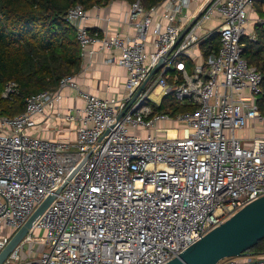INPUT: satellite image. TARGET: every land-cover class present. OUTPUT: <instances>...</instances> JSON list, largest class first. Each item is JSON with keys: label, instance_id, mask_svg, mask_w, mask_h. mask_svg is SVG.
I'll use <instances>...</instances> for the list:
<instances>
[{"label": "built area", "instance_id": "built-area-1", "mask_svg": "<svg viewBox=\"0 0 264 264\" xmlns=\"http://www.w3.org/2000/svg\"><path fill=\"white\" fill-rule=\"evenodd\" d=\"M208 1L163 0L147 9L137 0L126 20L133 33L104 35L85 25L82 5L69 9L82 55L93 53L96 43L118 51L126 79L119 96L83 92V107L63 108V91L79 89L75 75L66 76L57 90L29 96L23 113L0 117V252L55 195L2 264H19L32 244L42 248L27 264H166L264 196V112L258 105L264 78L243 56L242 42L255 38L254 0H210L192 24ZM213 33L218 50L204 56L201 44ZM16 87L8 82L3 96ZM171 93L195 110L171 115L158 109ZM151 94L163 97L154 102ZM47 109L75 124L74 140L39 133L37 117ZM251 122L262 132L238 136ZM216 264H264V253Z\"/></svg>", "mask_w": 264, "mask_h": 264}, {"label": "trees", "instance_id": "trees-1", "mask_svg": "<svg viewBox=\"0 0 264 264\" xmlns=\"http://www.w3.org/2000/svg\"><path fill=\"white\" fill-rule=\"evenodd\" d=\"M113 0H0V117H14L24 112L29 96L57 90L61 80L81 70L83 55L77 29L66 14L75 5L89 10L106 6ZM134 3L137 0H126ZM151 9L163 0H140ZM254 7L264 19V0H254ZM255 38L244 36L243 56L256 65L264 78V21L254 25ZM219 36L211 34L201 44L204 56L218 50ZM188 64H190L188 62ZM182 79L181 71L173 70ZM17 87L8 97L3 92L8 82ZM258 105L264 112V79ZM176 113L195 110L189 103L180 104L174 94L164 96L160 108ZM248 252L264 253V239Z\"/></svg>", "mask_w": 264, "mask_h": 264}, {"label": "crops", "instance_id": "crops-1", "mask_svg": "<svg viewBox=\"0 0 264 264\" xmlns=\"http://www.w3.org/2000/svg\"><path fill=\"white\" fill-rule=\"evenodd\" d=\"M131 3L126 0H113L106 6L93 7L88 11L85 25L90 31H99L101 35L108 32L114 34L133 33V27L126 21L130 12ZM254 9L250 11V28L253 29L256 16ZM256 11V10H255ZM259 16V15H258ZM260 17V16H259ZM116 50H100L99 44L93 47V53L83 56L81 70L75 75L79 89L67 88L63 91V99L60 105L83 107V92H90L102 97L119 96L122 94V85L126 79V69L118 64ZM39 133L44 137L59 140L75 139V124L68 123L57 118L51 110H46L44 115L37 117ZM262 125L251 122L246 128L238 131V136L243 139L251 138L262 132ZM62 137V138H61ZM42 247L32 244L23 253V259L19 264H27L34 258Z\"/></svg>", "mask_w": 264, "mask_h": 264}, {"label": "water", "instance_id": "water-1", "mask_svg": "<svg viewBox=\"0 0 264 264\" xmlns=\"http://www.w3.org/2000/svg\"><path fill=\"white\" fill-rule=\"evenodd\" d=\"M209 1L198 12L192 24L201 16ZM192 24L181 33L173 47L165 56H167L180 42ZM163 63L164 58L161 59L158 66L151 72L149 78L145 81L141 89L151 77L157 73ZM89 156L90 153L82 159L77 169ZM77 169L63 182L58 188L57 193H60L67 184V181L73 177ZM54 198L55 195H51L45 199L33 212L26 223L12 236L8 244L0 252V264L6 260L15 247L29 233ZM262 239H264V196L247 204L224 223L211 230L208 234L189 246L179 256L166 264H216L219 260L225 257L241 256L247 253Z\"/></svg>", "mask_w": 264, "mask_h": 264}, {"label": "rangeland", "instance_id": "rangeland-1", "mask_svg": "<svg viewBox=\"0 0 264 264\" xmlns=\"http://www.w3.org/2000/svg\"><path fill=\"white\" fill-rule=\"evenodd\" d=\"M253 11H254V16H256V14H255V7H253ZM261 19H260V17L257 15L256 16V21H260ZM256 23V22H255ZM212 24V22L210 21V22H208L207 23V27H209L210 25ZM252 29V28H251ZM252 30H254V27H253V29ZM202 61V59L201 58H199V61L198 62H201ZM162 97H163V95H160V96H157V95H155V94H151V96H150V99L152 100V101H154V102H159L161 99H162ZM239 135V134H238ZM46 138H50V137H47V136H45ZM57 139H56V141H59V138L58 137H56ZM62 138V137H61ZM61 141V140H60Z\"/></svg>", "mask_w": 264, "mask_h": 264}, {"label": "bare ground", "instance_id": "bare-ground-1", "mask_svg": "<svg viewBox=\"0 0 264 264\" xmlns=\"http://www.w3.org/2000/svg\"><path fill=\"white\" fill-rule=\"evenodd\" d=\"M170 134H171V135H174V134H175V131L171 130V131H170Z\"/></svg>", "mask_w": 264, "mask_h": 264}]
</instances>
